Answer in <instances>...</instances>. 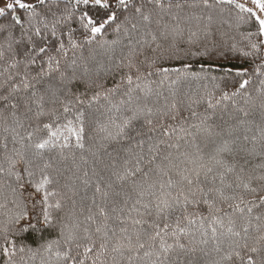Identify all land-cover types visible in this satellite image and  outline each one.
Instances as JSON below:
<instances>
[{
	"label": "snow or ice",
	"instance_id": "snow-or-ice-1",
	"mask_svg": "<svg viewBox=\"0 0 264 264\" xmlns=\"http://www.w3.org/2000/svg\"><path fill=\"white\" fill-rule=\"evenodd\" d=\"M250 5L0 0L2 264H264V0ZM220 47L243 62L231 89L213 77L183 115L161 62Z\"/></svg>",
	"mask_w": 264,
	"mask_h": 264
},
{
	"label": "trees",
	"instance_id": "trees-1",
	"mask_svg": "<svg viewBox=\"0 0 264 264\" xmlns=\"http://www.w3.org/2000/svg\"><path fill=\"white\" fill-rule=\"evenodd\" d=\"M223 7L227 9L229 6L225 5ZM246 30H248V26H242L238 31L243 32ZM233 33L236 34L237 39H239L237 30L233 29ZM101 38L111 40L115 39V36L111 32V29H109L107 34ZM182 47L187 48V45H183ZM193 51H196V49L194 48ZM180 56L181 59L163 61L161 62L160 66L169 69H179V71H170L168 73L167 79L165 80V88L171 85L176 92V100L178 102L183 101L180 107L182 114L185 116L188 115L186 109L190 103L189 97H191L192 100L198 99L199 96L204 92V85L210 84L213 77L215 78L216 82L228 81V88L230 90L232 87V81L235 77V72L237 68L243 63L239 59L238 54L234 55L231 51L224 47L213 49L209 56L200 57L189 55L185 57L183 52L180 53ZM184 64H189L190 67L185 69L183 67ZM227 68L232 69L231 76L225 74L224 69ZM116 79H119V77L117 76ZM173 81H175V84L172 83ZM110 84L111 80H109V85ZM165 94L167 95V92H165ZM191 107L197 112L202 113L206 108V103H192ZM220 115L221 114L217 112V116L215 118L219 119ZM190 121L196 122L191 118ZM44 237L45 239L55 238V233H52L51 235L49 233H45ZM23 242L31 245L32 247H36L41 241L39 240L38 236L29 233L25 234ZM0 264H2V261H0Z\"/></svg>",
	"mask_w": 264,
	"mask_h": 264
},
{
	"label": "rangeland",
	"instance_id": "rangeland-1",
	"mask_svg": "<svg viewBox=\"0 0 264 264\" xmlns=\"http://www.w3.org/2000/svg\"><path fill=\"white\" fill-rule=\"evenodd\" d=\"M239 2H244V0H239ZM249 6H251V5H250V0H249Z\"/></svg>",
	"mask_w": 264,
	"mask_h": 264
}]
</instances>
